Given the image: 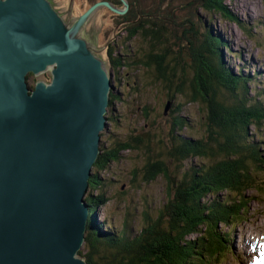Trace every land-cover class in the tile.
<instances>
[{
	"label": "trees",
	"instance_id": "1",
	"mask_svg": "<svg viewBox=\"0 0 264 264\" xmlns=\"http://www.w3.org/2000/svg\"><path fill=\"white\" fill-rule=\"evenodd\" d=\"M95 1L98 0L90 4ZM107 1L123 7L121 0ZM139 1L127 0L128 8L123 14L110 10L123 19L117 23L123 27L112 36L118 38L124 53L125 49L129 51L117 54L112 59L113 67H119L120 59L128 60L130 55L132 59L123 66L131 71L143 69L146 85L156 92L154 100L161 96L156 120L164 117L171 124L165 138L153 131L158 120H150V128L145 124L141 133L119 137L108 147L101 138L85 193L90 215L79 254L89 264H213L219 255L232 253L230 229L248 219L249 198L255 196L264 203V135L258 132L264 125V85L252 86L251 69H233L224 62L223 54L230 47L206 27L209 16L199 17L198 27L205 28L197 39L190 16L177 23L171 20L169 15H175L173 6L168 12L166 7L173 4L172 0H152L142 8L135 5H140ZM184 1L179 7L189 9L191 15L197 8L204 13L229 15L223 0ZM186 22L191 29L185 28L183 33L187 30L193 35H177L176 29ZM241 26L246 29L244 24ZM122 35L127 39L138 37L141 45L130 50L125 42L119 43ZM197 35L200 36L198 31ZM171 37L184 38L186 45L176 42L173 47ZM126 77L124 74L122 79ZM115 78L118 80V76ZM128 86L125 82L124 88ZM179 97L199 105L200 124L204 126L199 131V124L196 134L182 132L190 125L185 116L174 114L180 108ZM117 98L119 94L111 89L109 109ZM149 107H139L144 117L151 114ZM106 116L111 124L116 121L112 115ZM124 150L143 155V163L131 167V176L140 175L143 181L161 176L166 181L165 199L156 211L141 212V227L135 232L126 223L117 232L109 229L111 223L102 228L104 223L96 221L95 210L109 198L101 191L96 195L90 191L100 185V171ZM190 158L199 161L186 164ZM192 234L196 235L191 237Z\"/></svg>",
	"mask_w": 264,
	"mask_h": 264
},
{
	"label": "water",
	"instance_id": "2",
	"mask_svg": "<svg viewBox=\"0 0 264 264\" xmlns=\"http://www.w3.org/2000/svg\"><path fill=\"white\" fill-rule=\"evenodd\" d=\"M121 1L66 21L50 0H0V264H89L85 193L113 81L85 26Z\"/></svg>",
	"mask_w": 264,
	"mask_h": 264
},
{
	"label": "rangeland",
	"instance_id": "3",
	"mask_svg": "<svg viewBox=\"0 0 264 264\" xmlns=\"http://www.w3.org/2000/svg\"><path fill=\"white\" fill-rule=\"evenodd\" d=\"M53 5L58 8L60 12L67 19V7L69 0H51ZM158 1V0H157ZM173 4L166 8L173 10L175 15H169L174 22H180L184 20L185 16H190L192 20V26L194 27V37L201 38V32L204 30L202 27H198L199 19L209 16L210 21H207V28L211 29L223 42L227 43V47H230V51L224 52L223 60L233 69L236 66L242 68L243 71L249 72L251 69L253 87L264 85V0H223V5L228 11V16L221 15V12H202L201 9L192 10L193 15L189 13V9L185 10L181 5L184 0H172ZM175 1V2H174ZM140 5L135 4L137 7L142 8L144 4L152 3V0H140ZM91 3V0H73L70 5L69 18L72 20L81 11ZM185 3V1H184ZM164 5V3L162 4ZM166 12V13H167ZM201 14L202 16H200ZM207 14V15H206ZM200 17V18H199ZM234 17V18H233ZM236 18V19H235ZM118 20H123L121 17L116 16L106 7H99L96 12L90 17L85 26L86 38L93 42L96 46L104 45L109 41L117 42L118 38L112 36L123 27V24L118 23ZM241 24L245 25L244 30ZM185 28L191 29V24L186 22L180 25V28L176 29V34L182 36L193 35L191 31L183 30ZM196 28V29H195ZM117 31L116 33H114ZM196 31V34H195ZM197 31L200 34L198 37ZM126 35V34H125ZM116 38V39H115ZM172 39V46L176 48V44L182 43L186 45L184 38ZM125 42L130 50L137 45H141V40L138 37L131 36L130 39L125 38L124 35L119 40ZM127 53L122 50L118 51L113 49L111 56L114 57L117 54H129L128 49H125ZM102 57L106 63V67L110 68L108 55L104 52ZM132 57L129 55V59ZM127 59H120L121 65L113 67V70H118V79L121 80V85L117 83V89L119 88L120 99H114L111 108L106 112V115H112L116 121H112V124L108 121L105 130L102 132L101 138L103 139V145L105 147L110 146L114 141L121 137L125 138L128 134L141 133L144 130V126L149 125L150 120L159 121L160 123L154 124L153 131L158 137L165 138L168 135L170 124L168 119L160 117L156 120V115L159 114L161 96H158V100L155 101V95L146 85V81L143 75V69L128 70L123 66ZM115 73V76H117ZM127 74L128 77L123 78V75ZM33 77V76H32ZM29 78L31 84L35 79H44L47 77L46 73L41 74L34 78ZM128 82L129 88H124V83ZM135 89H134V88ZM165 96H163V101ZM175 102V101H174ZM180 108H177L174 112L175 115L185 116L189 125L182 128V132L185 135H193L197 133V128L201 120V111L199 105L195 103H188L185 99L178 98ZM150 105V115L144 117V114L140 112L139 107L143 105ZM176 104V103H175ZM154 113V114H153ZM146 124V125H145ZM203 124H200L199 131L203 128ZM254 126H251V130ZM159 131V133H158ZM181 132V133H182ZM259 134L264 135V125L258 130ZM201 133V132H200ZM248 137H251L248 136ZM143 155H139L136 150H124L120 151L118 159L110 162L107 167L100 171V185L97 188L90 190L93 195L95 193H101L104 197L109 198L102 206H96L95 219L98 223H104L102 228L106 229L107 223H111L109 229L114 231H121L125 223L131 227L133 232L137 231L141 227V212L145 210H151L152 212L158 209L161 202L166 197V181L163 177L159 176L151 181H143L141 176H131V167L135 165H141L143 163ZM193 161H199L198 158L186 160V164ZM173 165L169 164V169L173 170ZM176 173V170H174ZM122 183L124 187L121 188ZM253 193V192H251ZM211 198V197H210ZM248 206L250 212L248 219L242 222L240 225L233 226L231 230V251L232 253L219 255L216 262L213 264H264V203L260 199H255V196L249 198ZM225 228H227L225 226ZM103 230V229H102ZM196 234H192L191 237ZM255 245V250L252 245ZM247 253V254H246Z\"/></svg>",
	"mask_w": 264,
	"mask_h": 264
},
{
	"label": "flooded vegetation",
	"instance_id": "4",
	"mask_svg": "<svg viewBox=\"0 0 264 264\" xmlns=\"http://www.w3.org/2000/svg\"><path fill=\"white\" fill-rule=\"evenodd\" d=\"M50 2H51V4H52V6L58 11V13L62 16V18L64 19V20H66L67 21V19L70 17L69 16V13H70V5H71V3L73 2V0H69V2H68V7H67V14H68V16H67V19H65V17H64V15L62 14V12H60L59 10H58V8L57 7H55L54 5H53V3H52V1L50 0ZM82 12V11H81ZM80 12V13H81ZM88 40V39H87ZM89 41V40H88ZM89 42H91V41H89ZM92 44H93V48H94V53L99 57V58H101L103 61H104V59H103V57H102V53L104 52L105 54H107L108 55V61H109V66H110V68H107V70L109 71V73L111 74V77H112V81H113V85H112V89H113V91H114V93H118L119 95H120V93H119V88L117 89V84L115 83L116 82V78H115V73H114V70H113V65H114V63L112 62V59L114 58V57H110V53H111V51L113 50V49H117L118 51H121L122 49L120 48V46L118 45V43L117 42H115V41H112V43H110L109 41L104 45V47H103V49H102V47L100 46H96L93 42H91ZM105 62V61H104ZM105 65H106V63H105ZM46 73V75H47V77L46 78H44L45 80H49V78H50V72L49 71H47V72H45ZM118 76V75H117ZM30 77H31V75H30ZM32 78H34L35 79V77L33 76ZM36 80V79H35ZM121 79L119 78L118 80H117V82H118V85L120 86L121 85V81H120ZM34 84V83H33ZM109 110V108L107 107V111ZM99 186V185H98ZM124 187V184L122 183V185H121V188H123ZM88 203V202H87ZM88 206H89V209H90V203H88Z\"/></svg>",
	"mask_w": 264,
	"mask_h": 264
},
{
	"label": "bare ground",
	"instance_id": "5",
	"mask_svg": "<svg viewBox=\"0 0 264 264\" xmlns=\"http://www.w3.org/2000/svg\"><path fill=\"white\" fill-rule=\"evenodd\" d=\"M254 246H255V245L253 244V245H252V248H254V249H253V251H254V250H255V248H256V247H254ZM246 254H247V253H246Z\"/></svg>",
	"mask_w": 264,
	"mask_h": 264
}]
</instances>
